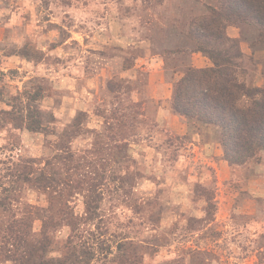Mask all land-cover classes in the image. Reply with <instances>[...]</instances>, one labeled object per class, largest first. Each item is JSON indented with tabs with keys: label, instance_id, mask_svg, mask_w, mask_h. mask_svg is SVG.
Returning <instances> with one entry per match:
<instances>
[{
	"label": "rangeland",
	"instance_id": "rangeland-1",
	"mask_svg": "<svg viewBox=\"0 0 264 264\" xmlns=\"http://www.w3.org/2000/svg\"><path fill=\"white\" fill-rule=\"evenodd\" d=\"M222 4L0 0V264H264V152L170 106ZM260 27L223 35L264 87Z\"/></svg>",
	"mask_w": 264,
	"mask_h": 264
},
{
	"label": "trees",
	"instance_id": "trees-1",
	"mask_svg": "<svg viewBox=\"0 0 264 264\" xmlns=\"http://www.w3.org/2000/svg\"><path fill=\"white\" fill-rule=\"evenodd\" d=\"M246 18L261 26L259 35L264 36V0H223L220 10L194 20L189 33L212 64L188 67L174 83L170 103L175 113L198 127L219 131L218 142L230 164L264 152V87L246 82L239 62L242 52L223 35L224 22Z\"/></svg>",
	"mask_w": 264,
	"mask_h": 264
}]
</instances>
